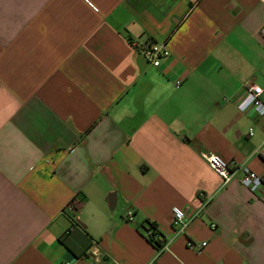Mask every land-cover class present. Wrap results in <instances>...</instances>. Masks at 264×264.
Returning a JSON list of instances; mask_svg holds the SVG:
<instances>
[{"label":"crops","instance_id":"0c3cea01","mask_svg":"<svg viewBox=\"0 0 264 264\" xmlns=\"http://www.w3.org/2000/svg\"><path fill=\"white\" fill-rule=\"evenodd\" d=\"M263 32L264 0H0V264H264V187L202 157L264 176Z\"/></svg>","mask_w":264,"mask_h":264},{"label":"built area","instance_id":"2783aa9c","mask_svg":"<svg viewBox=\"0 0 264 264\" xmlns=\"http://www.w3.org/2000/svg\"><path fill=\"white\" fill-rule=\"evenodd\" d=\"M143 50L145 52L146 57L151 60L152 64L155 66L160 65V60L162 56H166L169 54V50L166 48L165 43H151L145 45ZM246 87V94L238 103L239 111L245 113L251 109L258 116H264V101L262 99V96L264 94V87L257 84H252L250 82L246 83ZM249 134H252V129H250ZM202 157L222 177L224 183H227L232 180L235 177L236 172L239 169H242L243 175L240 179V182L244 186L248 187L252 192H256L260 188L264 187V181L262 176L257 174L247 166L230 165L222 157L213 152L202 153ZM68 207H74V203H71ZM129 219H132L131 213L129 214ZM172 219L174 226L178 228V230L182 231L186 228V213L183 208L179 206H173ZM205 244L206 243L203 242L197 245L191 242L189 243V246L192 248H202ZM67 264H71V262H68Z\"/></svg>","mask_w":264,"mask_h":264},{"label":"trees","instance_id":"16d2710c","mask_svg":"<svg viewBox=\"0 0 264 264\" xmlns=\"http://www.w3.org/2000/svg\"><path fill=\"white\" fill-rule=\"evenodd\" d=\"M153 44V43H156V41H154L153 39H148L146 41V44L145 45H148V44ZM263 178V181H264V176H262ZM71 203H74V200H72L69 205ZM63 212L65 213L66 212V207L64 208ZM71 218V222L72 223H77V221H75L72 217ZM70 230V229H69ZM147 237H148V240L156 247V249L158 250H161L163 249L166 241L165 239L163 238L161 232L157 229L156 225L151 223L149 224V227L147 229Z\"/></svg>","mask_w":264,"mask_h":264}]
</instances>
